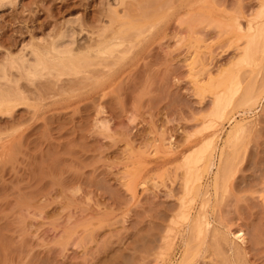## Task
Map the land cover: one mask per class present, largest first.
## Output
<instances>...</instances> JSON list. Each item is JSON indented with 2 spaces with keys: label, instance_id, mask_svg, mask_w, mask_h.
Masks as SVG:
<instances>
[{
  "label": "rangeland",
  "instance_id": "obj_1",
  "mask_svg": "<svg viewBox=\"0 0 264 264\" xmlns=\"http://www.w3.org/2000/svg\"><path fill=\"white\" fill-rule=\"evenodd\" d=\"M119 4L0 2V66L48 47L69 23L86 59L35 81L9 68L14 83L0 81L15 95L0 109V264H184L190 237L177 213L187 171L204 163L209 142L219 165L242 118L248 132L228 186L211 187L217 168L205 176L209 229L187 264H264V95L238 106L233 92L237 81L264 85V41L263 55L244 56L261 37L264 0ZM102 42L118 50L100 53Z\"/></svg>",
  "mask_w": 264,
  "mask_h": 264
},
{
  "label": "bare ground",
  "instance_id": "obj_2",
  "mask_svg": "<svg viewBox=\"0 0 264 264\" xmlns=\"http://www.w3.org/2000/svg\"><path fill=\"white\" fill-rule=\"evenodd\" d=\"M124 1V0H123ZM0 2H3V0H0ZM118 3V2H117ZM119 5H122V0L120 1L119 0ZM123 4H124V2H123ZM144 4V3H143ZM147 5V4H146ZM160 8H161V6H160ZM132 9V8H131ZM158 10V9H157ZM133 11H135V10H133ZM130 13V12H129ZM152 14V13H151ZM236 14V13H235ZM239 14V13H238ZM237 14V15H238ZM145 18H147L146 16H147V14H146V16L145 15H143ZM149 16H151V15H149ZM239 16V15H238ZM133 17V16H132ZM152 17V16H151ZM72 21L73 20H71V23H72ZM215 21V20H214ZM73 22H75V21H73ZM125 23V22H124ZM215 23V22H214ZM218 23V22H217ZM72 24H74V23H72ZM72 24L70 25V23H69V25L67 26V28H66V30H64L60 35H59V37L58 36H56V38L55 39H53V41H51V43L49 44V46L48 47H46V48H37V47H34V48H32V47H30L29 48V50L28 51H30V49H31V51H30V53H29V55H23V54H25V52H27V51H24V53L23 54H21V55H23V56H21L20 55V57H18V58H16V59H13L12 61L10 60V65H9V61H8V63H7V65L5 64H3L4 66H0L1 68H2V71H0L1 73H0V81H2V83H3V81H5V85H6V83L8 84V81L10 80V76H9V72L8 71H10L9 70V68L11 69V71L10 72H12V71H17L18 73H20V71H21V73H20V75L22 74V75H25V77L24 76H22V77H24V78H29L28 80H30V78L31 79H33L34 81H35V79H37V78H43L44 76L46 77H51L52 75H54L55 76V72H57V75L58 74H60V75H62V74H65L66 72L68 73V71H70L71 73H72V71H74V72H76V70L78 71V69L80 68V66L81 65H83L82 63V61L85 59V57H84V59L83 58H81V59H79L77 56H76V52H74L75 51V47H73V45L75 44V39H74V33H72V32H74V30H73V26H72ZM76 24V23H75ZM122 24V23H121ZM126 24H127V22H126ZM216 24V23H215ZM264 23H262V25H263ZM151 26H152V24H150ZM148 26H149V24H148ZM127 27V26H126ZM140 28V27H139ZM233 28V27H232ZM231 28V29H232ZM262 28V31H261V29H260V34H258L259 36H261L260 38L262 39V40H260V38H259V40H257L258 39V35H256V33H255V35H256V37H255V39L257 40L256 42H257V44L255 43V42H253V46H252V44L250 45V46H247V45H249V43L248 44H246V47H245V50H244V52L246 53V54H244V56H247L246 58L248 59V63H249V60H251L252 58H253V56L258 52V43H260L261 41H264V39H263V37H264V25L261 27ZM141 29V28H140ZM144 29H145V26H144ZM129 30V29H128ZM139 30V29H138ZM147 30V29H146ZM229 30V29H228ZM258 30H259V28H258ZM140 31H142V30H140ZM238 33V32H237ZM72 34H73V36H72ZM122 34V33H121ZM240 34V33H239ZM140 35H142V34H140ZM139 35V36H140ZM254 35V36H255ZM263 36V37H262ZM123 38V37H122ZM252 39L254 38V37H251ZM250 39V38H249ZM255 39H253V41H255ZM107 43H109V42H102V44L100 43L99 45H100V47H99V45H98V49L100 50V53H107V52H109L110 50H111V52H114L115 50H118V48L116 49V48H114V50L113 49H111V47H110V44L109 45H106ZM112 43V42H111ZM251 43H252V41H251ZM106 45V46H104V45ZM113 44H116V43H113ZM262 44V43H261ZM104 47H103V46ZM112 45V44H111ZM257 47H256V46ZM103 48H102V47ZM97 48V47H96ZM101 48V49H100ZM264 48V47H263ZM33 49V50H32ZM95 48H93V50H94ZM98 49H97V51H98ZM93 50L91 49H89V52H88V55H89V53L90 52H93ZM260 50H261V48H260ZM259 50V51H260ZM97 51H95V56H94V59H95V57L97 56ZM97 52V53H96ZM116 52V51H115ZM260 53H262V50H261V52ZM263 53H264V51H263ZM263 53L261 54V55H263ZM93 54V53H92ZM101 55V54H100ZM97 56L98 58H96V59H98L97 61H99V60H104V58H106V57H104V55H103V57H101V56ZM259 55V54H258ZM258 55H257V57L256 58H258ZM78 56H79V54H78ZM92 56V57H93ZM109 56V55H108ZM80 57V56H79ZM261 57V56H260ZM20 58V59H19ZM86 58H91V57H86ZM101 58H103V59H101ZM92 59V58H91ZM90 59V60H91ZM95 59V60H96ZM258 59H260V58H258ZM15 60H19L18 62H15ZM86 60V59H85ZM84 60V61H85ZM257 59H255V61H256ZM14 61V62H13ZM92 61H93V59H92ZM96 61V62H97ZM254 61V62H255ZM262 61V60H261ZM90 62V61H89ZM88 61L85 63L84 62V64H87V63H89ZM253 62V63H254ZM91 63V62H90ZM195 63H196V61H195ZM248 63H246V65H248ZM252 63V64H253ZM243 64V63H242ZM250 64V63H249ZM259 64V63H258ZM262 64V63H261ZM254 65V64H253ZM252 65V66H253ZM8 66V67H7ZM258 66V65H257ZM261 66V65H260ZM260 68V67H259ZM14 69V70H13ZM80 71V70H79ZM61 72H63V73H61ZM69 72V73H70ZM233 72V71H232ZM231 72V73H232ZM55 73V74H54ZM68 73V74H69ZM234 73V72H233ZM11 74V73H10ZM67 74V75H68ZM19 75V74H18ZM56 75V76H57ZM14 76V75H13ZM55 76V77H56ZM46 77V78H47ZM223 77V76H222ZM11 78H13V77H11ZM219 79V78H218ZM32 80V81H33ZM217 80V79H216ZM215 80V81H216ZM234 80H236V79H234ZM214 81V80H213ZM252 81V80H251ZM253 82V81H252ZM2 83H0V84H2ZM13 84L14 82L12 81V80H10L9 81V84ZM239 83V84H238ZM247 83V82H246ZM4 84V83H3ZM8 84V85H9ZM233 85V84H232ZM240 85V87L238 88V89H236L237 88V86H239ZM4 86V85H3ZM234 86V85H233ZM255 86V85H254ZM1 88H3L2 87V85L0 86ZM259 87V86H258ZM0 88V109H1V107L3 106V104H10L9 102L11 101L10 100V98L8 97V96H10V97H14L13 95H11L12 94V92H9L8 94H7V92H8V89H6V91H5V88H4V90H2ZM236 88H234L235 90H233V92H235L236 93V91H237V96L239 97L238 98V106H241V105H246V104H250L251 102L253 103V104H257V102L259 101V99H260V97H262L263 95H264V85L263 86H261V88L257 91V90H255V88L253 87V86H251V84L249 85H246V86H241V82L240 81H237V85H236ZM12 90V89H11ZM230 90H231V88H230ZM4 91L6 92V93H4ZM222 91V90H221ZM257 91V92H256ZM10 94V95H9ZM226 94V93H225ZM233 94V93H232ZM16 95H17V93H16ZM223 95V94H222ZM221 96V95H220ZM225 96V95H224ZM233 96V95H232ZM216 97H218V96H216ZM20 98V97H19ZM224 98V97H223ZM13 99V98H12ZM223 101H224V99H222ZM14 101H15V97H14ZM230 101H231V99H230ZM235 101V100H234ZM236 101V102H237ZM218 102H220L219 100H218ZM222 102V101H221ZM220 102V103H221ZM236 102H234V103H236ZM222 104H223V102H222ZM230 104V103H229ZM248 104V105H249ZM255 104V105H256ZM236 105V104H235ZM219 106V105H218ZM223 106V105H222ZM224 106H226V104H224ZM223 106V107H224ZM228 106V105H227ZM220 108L221 107H219V109L218 110H220ZM229 108V107H228ZM223 109V108H222ZM226 111V110H225ZM224 111V115L226 116L227 114H228V112H225ZM252 112V108H249L247 111H244V116H246V115H249L250 113ZM225 113H227V114H225ZM224 115H222V116H224ZM220 116H221V114H220ZM221 116V117H222ZM242 116V115H241ZM219 117V116H218ZM223 118V117H222ZM233 119H235V117L233 118ZM209 122V121H208ZM211 122V121H210ZM207 124V123H206ZM248 124H249V119H246V118H242L241 120H235L234 121V125H233V127H232V129H231V131H230V133H229V135H228V137H227V140H226V146H225V148H223L222 149V151H221V154H220V163H219V165L218 164H216V161H215V156H214V154L212 153V154H209L208 153V149H209V147L211 146V142H209V143H205V145H204V147L202 148V149H200L201 151H199V153L201 152V155H200V159H202V160H204V163L203 164H197L198 163V161L197 160H194L193 162H194V166L193 165H189V167H191L190 169L191 170H189V171H187V172H189L188 173V175L186 176L187 178H185V187H184V195H183V197H182V200H180V203H181V207H180V210H179V212L177 213L178 215V219L180 218V220H181V223L183 224V226L184 227H186V228H188V229H185V230H189V232H187V231H184V232H186L187 233V235H188V233H189V235H188V240H189V242H187V251H186V254H185V256H184V259H183V262H184V264L186 263H188L191 259H190V257H192L191 255H192V253L194 252L195 253V251H196V247L197 246H192V245H194L196 242H198L199 240H197V239H200L201 237L203 238L204 237V235H205V233H206V230L207 229H209V226H208V228H207V216H206V212H205V210H207L206 209V206L209 204L210 205V200H209V198L208 197H210L209 196V194H210V188L208 187V186H210V185H207L206 187H204V179H205V176L206 175H211L213 172H214V169L215 168H217V172L215 173V176H214V181H213V185L211 186L212 188H213V190L215 191V193H219V191L223 188V187H225L227 184H226V182H228V177L230 176H228V173L230 174V172L229 171H232V170H230V168L232 167V165H231V163L237 158V156H238V153H239V147H240V143H241V141H242V139L244 138V136L247 134V132H248ZM208 125V124H207ZM206 125V126H207ZM205 126V127H206ZM208 127V126H207ZM206 129V128H205ZM215 134V133H214ZM213 136H215V135H213ZM212 137V136H211ZM208 140V139H207ZM211 140V139H210ZM203 146V145H202ZM200 147V146H199ZM198 147V148H199ZM194 150H197V149H194ZM193 150V151H194ZM192 151V152H193ZM195 153H197V151L195 152ZM193 155V154H192ZM194 155H196V154H194ZM197 156H199V154L197 155ZM196 157V156H195ZM197 158V157H196ZM196 158H194V159H196ZM192 159V158H191ZM199 159V158H198ZM193 160V159H192ZM192 162V161H191ZM192 162V163H193ZM196 162V163H195ZM191 163V164H192ZM189 164V163H188ZM186 168H187V166H186ZM228 179V180H227ZM226 184V185H225ZM183 185V184H182ZM228 186V185H227ZM224 189V188H223ZM222 191V190H221ZM201 200V203H200V205H199V207L196 209V203L198 202V200ZM208 199V200H207ZM198 204V203H197ZM176 216V215H175ZM177 221H179V220H176V222ZM175 222V221H174ZM179 223V222H178ZM177 223V224H178ZM182 224H181V226H182ZM180 225V224H179ZM173 229V228H172ZM237 231V230H236ZM171 232V231H170ZM207 233H208V230H207ZM173 234V233H172ZM231 234L238 240V241H240V242H244L245 241V234H244V232L242 231V230H239V231H237V232H235V233H232L231 232ZM183 235V234H182ZM185 235V234H184ZM168 236V235H167ZM206 236H207V234H206ZM170 237V236H169ZM169 237H167V238H169ZM175 237V236H174ZM183 237V236H182ZM184 238V237H183ZM200 239L201 241L204 239ZM206 239V238H205ZM165 240H167V239H165ZM187 240V241H188ZM196 240V241H195ZM169 241L170 240H168V243H169ZM171 241H172V239H171ZM200 241V242H201ZM218 241V240H217ZM195 242V243H194ZM219 242H220V240H219ZM218 242V243H219ZM167 243V242H166ZM193 243V244H192ZM170 245H171V243H169ZM193 247L195 248V251L193 250ZM207 247V246H206ZM217 248H219L218 246H217ZM206 250H207V248H206ZM192 259H193V257H192ZM181 264H183V263H181Z\"/></svg>",
  "mask_w": 264,
  "mask_h": 264
}]
</instances>
